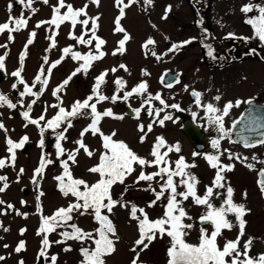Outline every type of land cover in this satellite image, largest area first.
<instances>
[{"label":"rangeland","instance_id":"rangeland-1","mask_svg":"<svg viewBox=\"0 0 264 264\" xmlns=\"http://www.w3.org/2000/svg\"><path fill=\"white\" fill-rule=\"evenodd\" d=\"M70 2L73 3V6H81L84 0H70ZM249 3L254 5H264V0H213V2L210 3L208 10L210 14L208 19L209 26L207 28L210 27L212 31V39L215 37L214 39L216 40L215 53H219L227 45L228 47L233 46L234 51L236 52L234 58L238 60L240 59L239 54L241 52H246L247 48L250 47L253 42H256L257 38L253 36V29L249 24L245 23V20L256 16L258 13L253 11L245 14L241 11V7ZM166 4L171 6L169 13L172 14L170 17L168 13H165ZM56 6H58V3H56ZM190 6L191 5L187 2H180V0H152L151 4L144 2V6L141 8V10L147 11L144 18H141L137 14L129 15L132 16L130 19L132 24L128 25V27L133 33L130 34V39L126 44V55L121 56L122 53L119 52L117 56L120 57L111 56L110 52L112 48L115 47V40L118 38L116 35L113 36L114 41L109 39L108 41H105L106 43L103 45L106 62L110 61L112 64L118 66L117 64H123V62H117V59L121 58L120 60H123L126 58L129 63L125 65L127 70L122 68L120 72L116 73L113 79L116 81L119 78L125 82L124 87L120 91H117V85L115 82L109 86L108 83H106L104 87L100 88V93L107 97L111 98L114 94L117 95L119 97L116 100L118 102L117 105H112L108 103L107 100H104L101 101L103 103L97 108L98 112L101 113L105 109H111L114 114L123 116L124 118L113 120L110 117H103L99 122L98 127L100 132L104 135H110L114 131L116 135L113 137V140L125 142L132 151L149 161L154 159L150 153L156 142L158 133L154 131L151 136L147 133L144 142L141 143L140 137L144 135V133L138 130V126L144 125V131L147 132L145 128L147 121L144 119L134 121L131 119L132 117L127 114L125 115V101L122 97L124 92H130L133 87L141 82L146 83L147 91L145 93L138 94L141 96L137 99L135 98L137 94H133V96L129 97L127 100L131 101V104L134 107L133 109L140 108V112L142 113L143 110L147 108V103H144V101L147 100L151 90L153 94L157 92L160 93L161 84L157 83V78L160 77L164 71L170 73L171 71L181 69L186 71L195 60L204 58L201 46L193 43V39L197 38L198 35L194 30V14H192ZM64 10L66 9L62 8V11ZM104 10L105 9L101 4L97 5L90 2L88 5V15L91 17L89 18V21H91L97 13H100L99 11ZM131 11H134V9ZM165 14L167 15L166 19L162 18ZM3 21H5V18H2L0 22ZM30 30L31 27L13 32L14 34L12 33L13 43L8 47L11 49L9 50L10 55L8 58L10 68H15V65H17L16 62H14V59H19L20 56L16 55V50L21 45H24L25 48L30 36ZM107 30L108 24L107 20H105L103 23V31L105 34H107ZM230 33L233 35L230 36ZM48 35L49 34L47 33L36 32L33 37V42L25 48V53L28 55L27 58H30L31 60L36 58L34 64H39V67L45 63V61H43L45 55H47V59L59 56L56 47L49 48L47 46L48 49H42V46L44 47L47 45L44 38ZM7 36L6 32L2 33L0 36V44L6 42ZM146 38H151L155 43L148 45L146 49H141L140 44ZM188 40H191V44H193L192 46L190 45L184 49H178L177 51L171 52L169 50H164L165 47L172 43ZM210 41L212 42L213 40ZM36 50H39V53L34 55V53H37ZM261 50L264 51V46H261ZM150 52L155 53L153 58L148 56ZM1 54L2 50H0V55ZM157 57H159V59ZM243 66L245 65L243 64L240 69L243 68ZM42 67L44 69L43 76H46L49 65L41 66L40 70ZM36 68L37 66L34 65L24 66L26 73L24 72L23 76L26 78V83L31 82L35 75ZM232 68L234 69L233 74H235V70L239 69V66L236 65ZM56 69L54 75L60 78L62 67H56ZM243 73L246 74L245 72ZM236 74L242 75L240 72ZM54 81L55 79H52L48 86H44L43 93L39 95L34 104L35 117H40L42 114L45 116V119L40 121L41 127H43L46 122L52 119L55 115L56 108L52 107V105H55L52 96L54 85L57 81L55 83ZM40 87L42 86L39 85V88ZM39 88H35L34 92H37ZM109 90H111V94L113 95H109ZM0 92L5 95H7V93L10 94V88L1 87ZM80 96V86L74 82L71 86H68L66 91L62 92V105L69 108L70 103L78 100ZM110 98L109 100H111ZM29 100V98L25 97V106H27ZM173 104L174 103H171L170 105ZM154 106H157V102L155 101ZM10 112V108L0 106V123L4 125V128L0 129V158L6 159L9 156L6 139H11L13 142L18 143L23 137L27 136L28 140L25 144L31 142L32 149L28 156L24 155V144L22 148L15 150L16 160L14 166L9 164V166L0 168V176H6L9 185L4 192H0V200L5 202L4 204H0V213H5L0 214V256L4 257L3 260H0V264H20V261H23V264H36L42 247V239L45 235L44 233L37 235V231L41 226V216H52L59 208H67L70 203L74 202L73 196H64L59 191L58 181L54 179V177L61 175L63 172L61 161L68 160V153L79 147L75 142L83 139V143L92 152L91 157H89L83 149H80L79 152L76 153V163L68 161V164L73 178L83 179L91 185L97 181L98 174H93L89 172L88 169L97 165L100 160V155L108 152V150L103 147V140L100 133L93 135L91 131H88L81 138L80 134L86 127H88V124H85L84 121H80L76 124L73 123L71 127L67 128L66 132H63L66 139L60 141V143L65 149V152L58 158L56 156L55 147L57 133L54 130L45 128L43 134H41L40 128L37 129L36 127L28 126L25 121L22 122L16 114H11ZM5 129L7 131H5ZM163 138L165 139L167 146L177 145L180 140L176 131L175 133L169 131L163 136ZM41 140H43V146L40 144ZM160 151H167V147L161 148ZM177 155H181V153L175 151L169 152L166 159L168 161L170 159H175ZM41 156H43L45 160H51L52 163L46 164L43 174L40 176V187L39 189L34 190V171L40 164ZM186 163H192L190 165H195V167H191L187 169V171L196 176L198 180L196 191L197 194L202 197L206 191V187L212 186L214 179L207 173L206 164L203 163L202 159H189ZM163 166L164 165H161V167ZM168 166L171 167V164ZM133 167L135 168V171L130 176L126 177L124 183H116L111 189L112 198L120 201L126 206H121V204L118 203L111 213H108L106 209L104 210L105 215L109 216V219L112 221L116 230V235L110 237L114 240L115 251L111 255L104 257L105 264H131L132 262V243L138 239L137 234H139L136 232L135 226V224L138 223V220L130 217L131 206L133 204L136 205L137 208L145 209L150 220H156L163 217L164 206L167 204L168 192L166 191L164 197L157 201L153 207H148L149 203L155 200L154 192L148 190L149 182L140 181L138 184L135 183L136 178L141 171L149 174L158 171V168L156 166H145L141 168L138 164H134ZM21 168H23L24 171L21 178L18 179V174L20 173ZM166 179V176H164L163 179L159 176L154 178L151 184L152 188L155 189V192L161 190V185ZM173 180L178 185V192L185 190L184 186L179 184L181 177L175 176L173 177ZM247 180V175L243 173L242 175L228 176L222 181L226 188L228 186L233 188L234 203L241 204L244 201V196L240 189L247 183ZM0 186H3V182H0ZM225 187L220 188L219 190L214 188V195L210 197V201L215 207H219L222 201L226 198ZM23 188H26L30 192L27 197L22 195ZM81 191H83V186H81ZM41 192L43 195H40ZM215 193H220V195L216 196ZM38 196L39 201L37 200ZM250 198H254V196L249 195L248 202H251ZM177 199L180 200L182 198L177 197ZM38 203L40 205L39 211L37 208ZM8 204L13 205V208H7L6 205ZM181 206L185 209L188 216L192 217L191 220L203 215L207 210L204 205L197 206L191 197H189L188 200H184ZM28 207H30L29 210ZM74 215L76 216V213H74ZM137 216H140L139 212H137ZM140 218L142 219V217ZM227 218L235 219V215L230 214ZM72 220L68 222V225L74 223L84 232H91L93 235L96 234L95 228L98 222L95 220L91 211H88L83 215L79 214L75 220ZM191 220L185 219L183 222L188 224L191 223ZM233 224L236 226L237 222H234ZM4 229H8V231H5ZM21 229H24L25 231L21 233ZM257 229L256 226L249 227L247 234L248 240L250 238L252 240L249 256L253 258L257 257ZM65 231L71 232L72 229L68 226H62L57 227L55 231L47 234L50 246L46 249V256L48 258L45 259V257H43L46 264H51L50 257L53 255L57 257L56 264H80L82 257L80 252L78 254V250L87 245V239L83 241L75 239L64 240L61 233ZM226 232H228L227 229ZM239 232L240 230L238 231V235ZM224 236H227L225 238H229L231 241L235 240L237 237L236 229L232 228L230 233H226ZM190 238L195 239V235L190 234ZM248 240L240 242L239 248L241 251H243V244ZM21 241L24 242V249L20 252H16L15 249ZM57 241L63 242L57 243ZM165 242V238L156 235L152 247L150 248L152 251L150 261L153 264H164L166 262V256L163 253V249L166 246ZM5 245H7V247H5ZM65 248H70L71 250L65 251ZM242 258L243 257H241V259Z\"/></svg>","mask_w":264,"mask_h":264},{"label":"snow or ice","instance_id":"snow-or-ice-1","mask_svg":"<svg viewBox=\"0 0 264 264\" xmlns=\"http://www.w3.org/2000/svg\"><path fill=\"white\" fill-rule=\"evenodd\" d=\"M24 8L31 10L33 13L36 11L32 8L33 0H18ZM135 0H129L128 4H125L123 7H120V15L116 18V28L117 32H124L125 30L120 27V20L124 16V8L128 7L131 3H134ZM152 0H145V3L151 4ZM43 3L47 4L48 0H43ZM92 3L99 4V0H92ZM117 5H121L123 0H116ZM87 5L80 9H74L71 4H65V0H58V6L53 7V15L52 18L48 21L38 22L36 27H40L41 24L47 23L50 25H54L56 28H59L62 23L65 21H70L73 28L79 23L84 26L89 24L88 19L79 20L78 18L87 15L85 9ZM12 4L9 3L8 9L11 11ZM62 8H66L67 10L61 14L60 10ZM171 10V6L165 9V13ZM241 11L245 14L250 12H257L258 14L254 17L247 18L245 23L249 24L253 29V36L258 38L261 42H264V5H254V4H246L241 7ZM165 14L162 18H167ZM30 18V17H29ZM99 17H94L91 19V28H92V37L89 40H85L83 36L81 37H73L70 33V38L77 39V42L80 44H91L93 40L96 41L95 48L96 54L89 52L87 54L82 55L80 52H73L71 47H66L62 50L64 55L71 54V58L74 61H83V64L76 68L63 82L60 86H58L54 91L53 95L56 96L57 92L63 90L65 86L71 81V79L77 75L80 71H84L87 73L88 69L91 67L92 62L100 60L105 55L104 52L100 51L102 45L106 42L96 36L95 30L98 27L97 21ZM27 19L24 18L23 13L19 18L12 17L9 15V21L0 24V33H3L5 30L9 32L8 39L12 41L13 36L12 33L15 31H19L22 28L26 27ZM14 25V26H12ZM55 35V34H54ZM233 35L232 33L229 34ZM35 36V32L30 33L27 45L33 42V37ZM50 40H53V43L50 47L55 46V41L53 37H49ZM130 37L127 33L124 34L123 39L119 41V48L117 51L123 53L124 45ZM248 39V38H245ZM151 38H149L144 45L147 47L148 45L154 44ZM191 43V40L184 41L182 44H173L169 51H177L179 48L183 47L185 44ZM0 47H7V45H0ZM253 54L255 53V49L252 50ZM115 54V53H113ZM211 54V53H209ZM6 55L0 56V70L5 69V59ZM153 55L155 53L153 52ZM25 58V53H21L20 62L21 67L16 71H13L11 75L16 78L17 83L24 85V90L19 93L20 99L17 101L23 107V97L25 95L39 97L44 91V86L47 85V78L42 79L44 75V69L41 68L40 72L36 75L35 79L32 82V85L29 86L22 78L21 73L23 71V60ZM159 59V57H157ZM63 56L61 57V60ZM45 63H47V57H44ZM61 60H57L48 67L47 72L50 75L52 69L55 68ZM120 68L126 69V66L121 64ZM111 71L115 72L116 69L113 68ZM147 74V73H144ZM107 75V71L101 73L97 78L96 82L93 86V94L97 99V103L108 100L109 97L100 93V87L105 83V76ZM178 82V81H177ZM17 83L12 84V88L15 90L17 88ZM39 83L42 87L39 92H33V88L36 84ZM124 81L122 79H117L115 84L117 85V91H120L124 87ZM171 87V84L168 85ZM147 91V84L141 82L137 86L133 87L130 92H124L122 99L127 101L129 97L133 96V94H143ZM192 95L196 98V104L198 107H203L205 112V118L209 124H214L216 126L217 131L221 134L218 139H213L211 141L212 147L214 149H219V141L222 139L227 133L224 129V117L228 115L229 109L233 106L231 103H228L224 106L222 113L221 110L215 107L212 103H208L206 105H201V93L193 91ZM93 95L88 96L83 102L76 101L72 107L71 111H66L65 108L57 105H52V107L59 108L58 113L50 120L46 122V124L41 127L40 121L45 119V116L42 114L38 119L30 118V111L32 105L36 103V100H32L31 103L27 105V110L21 113L27 123L36 125L40 128L41 134H43L45 128L49 129H58L61 124L68 122V127H71V121L68 119L70 117L74 118L83 113V110L90 108L92 121L88 127H86L81 132V138L88 131H91L93 135L100 133L103 140V147L108 150L106 153H102L100 155L99 163L90 169H88L91 173H98L100 179L89 185L83 179L73 178L71 171L69 169L68 161H72V163H76V153L79 152L80 149H83L85 153L91 157L92 152L87 148V146L83 143V139L77 140L75 143L79 145L77 149L68 153V160L61 161V167L63 168V172L61 175L54 177L55 180L58 181V189L64 195L68 196L69 194L76 198L75 203H70L67 208L61 207L52 216H41V226L37 231V235L44 233L42 239V247L39 253L40 257L46 256V249L50 246V242L48 240V233L55 231L57 227L68 226L71 227L72 231L62 232L61 236L64 240L67 239H75L78 241H83L85 239H91L92 243L95 245L94 248H84L80 249L81 256L83 259L80 264H105L104 257L107 255H111L115 251L114 240L110 238L111 236L116 235L115 226L112 221L109 219L108 215L102 214V210L106 209L108 213H111L113 208L120 203L121 206H126L120 201L114 200L111 196V188L114 184L120 183L123 184L126 177L130 176L135 168L134 164H138L141 168L145 166H156L158 171L146 174L144 171H141L139 176L136 178L135 183H139L140 181H147L148 190H152L155 195V200L151 201L148 207H153L157 201H159L162 197H164L165 192H168L167 196V204L164 206V214L163 217L158 218L156 220H150L145 209L137 208L136 205L131 206L130 217L132 219L138 220V230L140 234V238L135 241L137 246H143L147 248L148 245L156 238L157 233L160 234L161 237L163 235H167L171 238V246L168 248L167 255L169 257L168 264H264V254L259 255L258 257L249 256V250L251 247L252 240L251 238L243 244V251L240 250V236L244 234L245 228V220L243 217L246 215V208L243 204H236L233 201V188L228 186L226 189V198L222 201L219 207H215L211 201L210 197L214 195V188H224L225 185L222 183L224 181L223 172L232 171L233 165H222L219 163L218 155H207L205 159L209 163L210 167L216 169V175L212 182V186L206 187V191L204 195L201 197L197 194L196 185L198 184V180L195 175L191 174L187 169L191 167H195V165H190L186 163L185 158L180 156L177 160H175V168L169 167V161L166 159L169 152H180L179 145L167 146L166 141L163 137H157L156 142L154 143L150 155L154 157L153 160L149 161L146 158L140 157L134 151H132L129 146L123 141H115L113 137L116 133L113 131L110 135H104L100 132L98 127L99 122L103 117H111L114 119H123V116L115 115L111 109H105L102 113L97 111L96 104L89 102L93 100ZM59 99V97H57ZM119 97L117 95H113L110 99L112 102H116ZM152 99L160 100L161 104H164V101L161 100L159 94L155 97L149 96L144 103L150 104ZM214 99L219 100L220 97L217 96ZM17 103H13L7 95L0 92V106H7L10 109H14L17 107ZM240 101H237V106ZM249 104L251 101L248 102ZM143 107V105H142ZM165 107H169L165 105ZM170 107L174 109H178L179 106L176 104L171 105ZM141 109H134L136 113V117H139ZM148 115L152 116L153 112L158 117L159 113L163 111V109H152L150 106L148 108ZM221 113V114H218ZM193 117L196 116V113L192 114ZM173 117L171 115H165L162 119H159L158 123L163 126L164 122L167 120H172ZM175 122V121H173ZM27 126V125H25ZM4 125L0 123V129H3ZM138 130L144 133L140 137V142L143 143L145 137L148 132L152 131V124L147 125V132L144 131V125H139ZM5 131H7L5 129ZM67 128L63 130L66 132ZM63 132H60L56 136V153L59 158L65 152V149L61 146L60 141L66 139ZM28 140V137H23L18 143L13 142L11 139H6V144L8 145L7 151L9 156L6 159L0 158V168H4L6 166H14L16 160L15 150L20 149L24 146L25 142ZM256 143L264 144V138H261L256 142H249L248 140L244 141L245 147H255ZM41 146H43V140L40 141ZM167 147V151L161 152V148ZM110 153V154H109ZM194 155H196L194 153ZM229 158H232V154L229 155ZM236 159L244 162L248 160V157H239L236 156ZM252 160H256L255 156L251 157ZM52 163L51 160H45L43 156H41L40 164L34 171L33 182H35V178L37 175L42 176L44 168L46 164ZM258 163L264 164V161H258ZM161 165H164L161 167ZM246 166L250 169H254V165L251 163L246 164ZM24 171L23 168L20 169L19 175ZM161 177L163 179L164 176L167 177L166 181L161 185V190L159 192H155V189L152 188L151 182L155 177ZM179 176L181 180L179 182L180 185H183L185 190L178 192V185L174 182L173 177ZM258 176L260 177L257 180V184L260 187L262 193H264V168H260L258 170ZM0 182H3V186H0V192H4L8 187L7 177L0 176ZM81 186H83V191H81ZM40 195H43L41 192ZM216 196H219L220 193H215ZM246 196V193H245ZM177 197H181L182 199L178 200ZM189 197L192 198L193 202L196 205H204L206 206V212L201 215L200 221L202 224L210 223L212 225V231L208 234L206 228L200 229V237L199 244L193 245L189 244L185 241L184 237L188 235V230L193 228V224L188 223L185 224L183 221L185 219L191 220L192 217L188 216L185 209L181 206L184 200H188ZM39 201V196L37 197ZM82 201V203H81ZM107 201V203H105ZM3 200H0V204H4ZM23 203V201H22ZM7 208H13V205H6ZM38 211L40 210V205H37ZM81 209L83 211H81ZM91 210L94 215L95 220L98 222L99 227L95 230L96 236H93L91 232H84L82 229L77 227L76 224L68 225V222L73 219L71 213L79 212V214L83 215ZM137 212H139L140 216H137ZM5 214V213H0ZM20 214V213H17ZM234 214L236 222L238 223L240 232L234 241H226L221 249L217 244V238L222 235V230L227 229L231 230L234 227V224L227 218L228 215ZM26 215V214H25ZM142 217V219L140 218ZM8 231V229H4ZM25 230L21 229V233ZM98 237V238H96ZM118 239V237H117ZM63 241H57V243H62ZM24 242L21 241L19 245L16 247L15 251L20 252L24 249ZM7 247V245H5ZM70 248H65V251H70ZM135 251V249H133ZM231 257L229 261L227 258ZM241 257H243L241 259ZM4 257L0 256V260H3ZM51 264H56L57 257L55 255L50 257ZM20 264H23V261H20ZM131 264H138V256L134 258Z\"/></svg>","mask_w":264,"mask_h":264},{"label":"flooded vegetation","instance_id":"flooded-vegetation-1","mask_svg":"<svg viewBox=\"0 0 264 264\" xmlns=\"http://www.w3.org/2000/svg\"><path fill=\"white\" fill-rule=\"evenodd\" d=\"M92 2V0H84L83 4L81 6H73V3L70 2V0H65V4H71L74 9H80L83 8L85 5H87L85 11L87 15H83L79 17V20H84L91 18L88 13V5ZM145 0H135L134 3H131L128 7L124 8V16L120 20V27H122L125 31L124 32H117L115 31L116 28V18L120 15V7H123L125 4L129 3V0H123V3L121 5H117L116 0H99V4H101L104 7V11H99L100 13H97L95 17H99L97 24L98 27L95 30L96 36L103 39L104 41L113 40V36H117L118 38L115 40V47L112 48L110 54L112 57H116L119 53L117 49L119 48V41L123 39V36L125 33L130 37V34L133 32L130 31L128 25H131L132 22L130 19L132 16H129L130 14H137L141 18H144L147 11L141 10L142 6H144ZM180 2H187L190 6L192 14H194V30L195 33L198 35L197 38L193 39V43L197 44L198 46H201L202 54L204 56L203 59L195 60L191 66L185 70H175L171 71V73L178 74L174 78H171V80L175 81H168L167 79H163L164 72L161 74L160 77L157 78V83L161 84V91L160 93H154L151 90V93L149 96L155 97L157 94H159L161 100L164 101V104L160 103V100L152 99L150 101V104H147V108L143 110V112L139 114V117L131 118L134 121H139L141 119H144L147 121V124L145 125L146 131H147V125L152 124V131L148 132L150 136L154 133H158V137H163L166 133L169 131H172L178 134L180 140L177 144L180 145V153L181 155H177L175 159H170L169 164H171L172 168H175V160H177L180 156H183L185 158V161H189V159H202L203 163L206 164V170L207 173L210 174V176L215 178L216 175V169L210 167L209 163L205 159L207 155H218L219 156V163L222 165H233L232 171H226L223 172L222 175L224 178L228 176H237L242 175L245 173L247 175V183L241 187V193L244 196V201L241 203L245 205L246 208V215L243 217L245 220V228H244V234L240 238V242H243L245 240H248V230L249 227L256 226L258 229V241H257V257L261 254H264V193L261 192L260 187L257 184V180L260 178L258 176V170L260 168H264V164L258 163V161H264V144L256 143L255 147H245L244 145H241L240 143H234V136L232 134V127L235 124L236 121L239 120V118L243 114H247L248 110L250 108H257V113H253L252 116H250L252 125V128L257 131L258 141L261 138H264V51L261 50V46H264V43L262 44L260 40L257 38L256 42H253V44L250 45V47L247 48L246 52H243L239 54L240 59H236L233 61L231 58L232 51L229 50L230 48L228 45L226 46L227 53H228V59L229 62H227V59L224 58H216L215 53V44L216 40L213 37L212 39V31L209 28V17L210 14L208 12L210 3L213 2V0H180ZM9 3L12 4L11 11L9 12L8 5ZM25 3H27V0H25ZM56 3H58V0H48V3H43V0H33L32 8H34L36 11L33 13L31 10L24 8V6L18 2V0H0V21L2 18H5V21L0 22V24L7 22L9 19V15L15 18H19L21 16V13H23V16L25 19H27V25L26 27L22 28L21 30L27 29L31 27L30 33L37 32V33H47L48 36H45L44 41L47 45L44 47L42 46V49H48L56 47L58 49L59 56L54 57L52 59H47V63L42 64L41 66L49 65L57 60H61V57L63 56V59L56 67H62L60 78L56 77L54 75L55 71L57 70L56 67L52 69L51 74L49 75L47 73L46 76H42V79L47 78L48 83L47 86L50 84L52 79H55L54 83V90L62 84V82L78 67H80L83 64V61H74L71 58V54L64 55L62 50L66 47H71L73 52H80L82 55L87 54L89 52H92L93 54H96V48L95 44L96 41L93 40L91 44H80L77 42V39L70 38V33L73 37H81L85 40H89L92 37V28H91V21H89V24L87 26H84L82 24H77L74 28L71 25L70 21H65L60 25L59 28H56L54 25H50L47 23L41 24L40 27H36L38 22L41 21H48L52 18L53 15V7L56 6ZM166 3V2H165ZM164 3V4H165ZM169 5H165V9L168 8ZM48 8V9H47ZM107 8V9H106ZM66 9V8H65ZM134 9V11H131ZM67 10V9H66ZM66 10L62 11L60 10L61 14H63ZM169 17L172 13L167 12ZM30 17V18H29ZM93 17V16H92ZM107 20L108 24V30L107 34L103 31V23ZM130 24H129V22ZM14 26V25H12ZM6 34L9 36V32L5 30ZM16 32V31H15ZM14 34V33H13ZM55 34V35H54ZM147 34V33H146ZM202 34V35H201ZM2 33H0V36ZM119 35V36H118ZM7 36L6 42L0 45H7V47H0V50H2V54L0 56L6 55L5 59V74L3 79L0 80V88L1 87H9L10 88V94L7 93L8 98L13 102L17 103V101L20 99L19 93L24 90V85L17 83V80L15 77L11 75L13 71H16L18 68L21 67L20 57L19 59H14V62H16L17 65H15V68L9 67L8 58L10 55L11 49L8 47L11 46L13 43L12 41H9ZM49 37H53L55 41V46L50 47L53 43V40H50ZM147 38L141 42L140 48L146 49L147 47H144V45L147 42ZM210 40H213L212 42ZM128 41V40H127ZM124 45V51L121 54V56L126 55V44ZM184 41H178L176 43H172L165 47L164 50H169L173 44H182ZM202 42V43H201ZM192 46L193 44L189 43L188 45L185 44L183 47L179 49H184L187 46ZM48 46V47H47ZM47 47V48H46ZM253 49H255V53L253 54ZM223 50V49H222ZM9 51V53H8ZM100 51L105 53L104 46L102 45ZM37 53H34V55L39 53V50H36ZM21 53H25L24 45L18 47L16 50V55L21 56ZM115 53V54H113ZM211 53V54H209ZM225 52H221V54H224ZM45 55V54H43ZM42 55V56H43ZM45 55L44 57H46ZM150 58H153V53L150 52L148 54ZM28 55L25 53V58L23 60V71L21 73V76L23 80L25 81V77L23 76V73L26 71L24 70V66L26 65H34L37 66L35 69V75L33 76V79L31 82L27 83L29 86L32 85L33 80L35 79L36 75L40 72L39 64H34V59L27 58ZM120 57V56H117ZM121 58L117 59V62H123V65H127L129 63L126 58L123 60H120ZM43 61L44 58H43ZM243 68L240 69L242 65ZM112 64L110 61H105V55L102 59L92 62L91 67L88 69L87 73H85L83 70L77 73L76 76H74L71 81L68 83L67 86L63 88V90L57 92L56 96H52L54 98L55 105H59L60 107L65 108L66 111H71L72 105L76 101L83 102L88 96L93 95V86L96 82V78L103 72L107 71V75L105 76V83L101 85V87H104L106 83H108V86L115 82L113 79L116 75V73L120 72L122 68H120L121 64ZM238 65L239 69L235 70V74H233L234 69L232 67ZM39 67V68H38ZM109 68V70H108ZM115 68L116 71L113 72L111 69ZM124 69V68H123ZM29 72V71H28ZM242 73L236 74V73ZM245 72L246 74H244ZM178 81V82H177ZM77 83L80 86L81 90V96L78 100L73 101L70 103V107L67 108V106L62 105V99L61 94L62 92L66 91L68 86H71L72 83ZM17 83V88L14 90L12 88V84ZM171 84V87H168V85ZM39 83L36 84V86L32 89L33 92L35 88H39ZM100 87V88H101ZM41 88V87H40ZM40 88L37 92L40 91ZM100 91V90H99ZM196 91L201 93V105H206L208 103H212L215 107L222 110L224 106L228 103H231L233 106L229 109V113L227 116L224 117V129L227 135H225L222 139L219 141V149H214L212 147L211 141L213 139H218L220 137V133L217 131L216 126L214 124H209L208 121L205 118V112L203 107H198L196 104V98L192 95V92ZM109 95L111 94V90H109ZM141 95H136L135 98H139ZM148 96V97H149ZM219 96L220 99L216 100L215 97ZM25 97L29 98L28 104L31 103L32 100H36L37 97L25 95L23 97V107L17 103V107L14 109H11V114H16L22 122L25 121L22 117L21 113L25 110H27V106H25ZM59 97V99L57 98ZM147 97V99H148ZM110 98V97H109ZM154 101L157 102V106H154ZM240 101L239 105L237 106L236 102ZM251 101L249 104L248 102ZM108 103L112 105H117L116 102H112V100H107ZM90 104L95 103L96 108L103 102H98L97 99L94 96L93 100L89 102ZM171 103H174L179 106L178 109H174L170 107ZM27 104V105H28ZM126 110L130 108L134 111V107L131 104V101H125L124 103ZM165 105H168L169 107H165ZM34 104L32 105L31 111H30V118L31 119H38L39 116L35 117V109ZM149 106L152 109H163L159 113V116L157 117L155 115V112H153L152 116L148 115V108ZM6 108H8L5 105ZM55 115L58 113L59 108L55 107ZM262 109V110H259ZM125 110V115H126ZM98 111V109H97ZM193 113H196V116L193 117ZM218 113V114H221ZM54 115V116H55ZM116 115V114H115ZM165 115H171L173 117L172 120H167L164 122V125L161 126L158 121L159 119H162ZM118 116V115H117ZM111 118V117H110ZM71 121V125L76 124L80 121H84L85 124L90 125L92 121V115H91V109H85L83 110V113L78 115L77 117H70L68 118ZM115 120L114 118H112ZM175 121V122H173ZM25 123L30 127H37L36 125ZM65 128H68V122L65 121V123L61 124L60 128L55 129L54 131L58 134V132H63ZM175 129V131H174ZM53 130V129H52ZM191 136V137H190ZM255 142V141H253ZM185 149V150H184ZM162 152V151H161ZM194 153L196 155H194ZM110 154V153H109ZM232 154V158H229V155ZM239 156L241 158L248 157V160L241 162V160L236 159V156ZM57 156V153H56ZM255 156L257 159L252 160L251 157ZM251 163L254 165V169L250 170L246 164ZM192 164V163H190ZM98 174V173H93ZM100 179L99 174L97 175V181ZM96 181V182H97ZM113 187V186H112ZM112 189V188H111ZM216 190H219L220 188H215ZM225 189H227L225 187ZM246 193V196H245ZM70 195V194H69ZM249 195H253L254 198H250L251 202H248ZM114 197V196H113ZM116 199V198H115ZM256 201H255V200ZM76 202V198L74 197V202ZM82 203V201H81ZM107 203V201H105ZM201 206V205H197ZM82 210V209H81ZM104 210H102V214L105 215ZM91 211V210H89ZM76 213V216L74 215ZM71 213L73 220L76 219V217L79 215L78 212ZM75 216V217H74ZM229 216V215H228ZM200 217L191 220V224H193V228L191 230H188L187 237L185 236L184 239L187 243L198 245L199 244V237H200V229L206 228L208 234L211 233L212 225L210 223L202 224L200 221ZM232 223L236 222V219L228 218ZM72 220V221H73ZM136 226V232L139 233L138 230V223L135 224ZM99 227V224H96L95 230ZM238 226V223L233 228L236 229L237 236L238 231L240 230ZM226 233H230V230L226 232V229L222 230V235L217 238V244L222 249L223 245L226 241H231L229 238H225L227 236H224ZM191 235H195V239L190 238ZM138 235V239L140 238V234ZM157 235H160L157 233ZM93 236H96L93 235ZM189 237V238H188ZM98 238V237H96ZM162 238H165L166 246L163 249V253L166 256V262L164 264H168L169 257L167 255L168 248L171 246V238L168 237L166 234L163 235ZM237 238V237H236ZM235 238V240H236ZM87 245L84 246V248H94L95 245L92 243L91 239H87ZM154 241V240H153ZM153 241L148 245L147 248H144L143 246H137L134 243H132V260L138 256V264H153L150 261L152 251V243ZM234 241V240H232ZM135 249V251H133ZM151 251V252H150ZM80 252V249L78 250V254ZM81 255V253H80ZM82 257V256H81ZM83 259V257H82ZM229 261L231 260V257L227 258ZM46 264V263H45Z\"/></svg>","mask_w":264,"mask_h":264},{"label":"water","instance_id":"water-1","mask_svg":"<svg viewBox=\"0 0 264 264\" xmlns=\"http://www.w3.org/2000/svg\"><path fill=\"white\" fill-rule=\"evenodd\" d=\"M261 42V41H260ZM262 44L264 42H261ZM5 74L4 70H0V80L3 79ZM178 74L170 73V72H165L163 75V79H167L168 81H175L171 80V78H174ZM262 110V109H259ZM257 108H250L247 112V114H243L238 121L235 122V124L232 127V134L234 136V143H240L241 145H244V141L248 140L249 142L253 141H258V136H256L258 133L255 129L257 128H252V122L250 116L253 115V113H257ZM126 114L132 118L136 117V113L133 112L130 108L127 109ZM191 137V136H190ZM32 149V143L27 142L23 148V153L24 155L28 156L31 152ZM22 174L19 175V179L21 178ZM40 175L36 176L35 182L33 184V189L37 190L40 187ZM29 191L26 188L22 189V195L27 197L29 195ZM30 207H28V210ZM37 264H44V259L43 257H39V260Z\"/></svg>","mask_w":264,"mask_h":264},{"label":"trees","instance_id":"trees-1","mask_svg":"<svg viewBox=\"0 0 264 264\" xmlns=\"http://www.w3.org/2000/svg\"><path fill=\"white\" fill-rule=\"evenodd\" d=\"M229 47H230V49H229V50H231V51H232V52H231V53H232V56H231V58H232V59H233V61H234V60H236V58H234V55H235V53H236V52L234 51V48H233V46H229ZM227 49H228V48H227V47H225V48H224L223 50H221L219 53H216V55H215V56H216V58H220V57H221V58L227 59V62H229V60H230V59H228V53H227ZM221 52H225V53H224V54H221ZM241 53H243V52H241ZM241 53H240V54H241Z\"/></svg>","mask_w":264,"mask_h":264},{"label":"bare ground","instance_id":"bare-ground-1","mask_svg":"<svg viewBox=\"0 0 264 264\" xmlns=\"http://www.w3.org/2000/svg\"><path fill=\"white\" fill-rule=\"evenodd\" d=\"M37 264V263H36Z\"/></svg>","mask_w":264,"mask_h":264}]
</instances>
